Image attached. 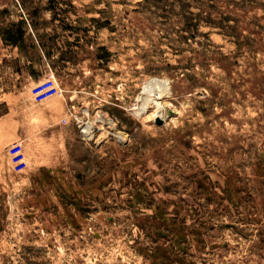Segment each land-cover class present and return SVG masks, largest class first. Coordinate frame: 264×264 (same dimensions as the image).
<instances>
[{
  "label": "rangeland",
  "instance_id": "1",
  "mask_svg": "<svg viewBox=\"0 0 264 264\" xmlns=\"http://www.w3.org/2000/svg\"><path fill=\"white\" fill-rule=\"evenodd\" d=\"M0 264H264V0H0Z\"/></svg>",
  "mask_w": 264,
  "mask_h": 264
},
{
  "label": "built area",
  "instance_id": "2",
  "mask_svg": "<svg viewBox=\"0 0 264 264\" xmlns=\"http://www.w3.org/2000/svg\"><path fill=\"white\" fill-rule=\"evenodd\" d=\"M32 90H33L32 92L36 100L40 101L56 93L57 86L54 83V80L52 78H48V79H43L37 82L33 86ZM9 151H10V156L12 158V161L15 167H17L18 169H21L22 167H24L26 162H25V157H24V153L22 150V143L19 141V142L12 144L9 147Z\"/></svg>",
  "mask_w": 264,
  "mask_h": 264
},
{
  "label": "bare ground",
  "instance_id": "3",
  "mask_svg": "<svg viewBox=\"0 0 264 264\" xmlns=\"http://www.w3.org/2000/svg\"><path fill=\"white\" fill-rule=\"evenodd\" d=\"M166 81H163L162 79L159 78H151L148 81H146V83L144 84V92L148 93V94H152V92L154 94L157 95V98H159L161 95H163V93H165L167 91V86L166 83H164ZM153 97V96H152ZM151 101V100H150ZM155 104H156V112H154L155 114L153 115L154 117H161L163 118V115L165 114L163 112V107H164V103H162L161 101L158 100H154ZM150 103V102H149ZM144 107V105L142 106V108ZM167 107V106H166ZM138 109V108H137ZM146 109V108H145ZM167 111V110H166ZM168 112V111H167ZM166 115V114H165ZM152 116V117H153ZM167 116V115H166ZM149 117V116H148ZM171 117V116H170ZM107 123L113 128L114 124L111 121H107ZM90 126L89 124L86 125L85 127V132H88ZM118 133V132H117ZM122 136V135H121ZM120 136V137H121Z\"/></svg>",
  "mask_w": 264,
  "mask_h": 264
},
{
  "label": "trees",
  "instance_id": "4",
  "mask_svg": "<svg viewBox=\"0 0 264 264\" xmlns=\"http://www.w3.org/2000/svg\"><path fill=\"white\" fill-rule=\"evenodd\" d=\"M7 41H9V42H11L12 44H15V45H17L18 47H20V45L21 44H23L24 43V30L22 31H20V36L17 38V41H15V40H13V39H11V38H8L7 39ZM19 41V43H16V42H18ZM21 49V48H20ZM22 50V49H21ZM47 55L49 56V54L47 53ZM38 76V75H37Z\"/></svg>",
  "mask_w": 264,
  "mask_h": 264
}]
</instances>
